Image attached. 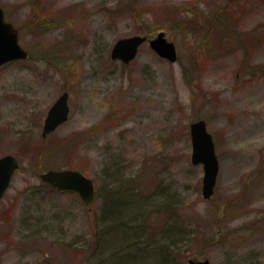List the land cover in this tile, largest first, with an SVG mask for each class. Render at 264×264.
Wrapping results in <instances>:
<instances>
[{"label": "rangeland", "instance_id": "obj_1", "mask_svg": "<svg viewBox=\"0 0 264 264\" xmlns=\"http://www.w3.org/2000/svg\"><path fill=\"white\" fill-rule=\"evenodd\" d=\"M28 60L0 67V264H264V0H0ZM165 31L178 59L145 42ZM69 92L70 115L46 137ZM205 119L219 157L212 197L192 162ZM93 178L94 200L41 178Z\"/></svg>", "mask_w": 264, "mask_h": 264}, {"label": "water", "instance_id": "obj_2", "mask_svg": "<svg viewBox=\"0 0 264 264\" xmlns=\"http://www.w3.org/2000/svg\"><path fill=\"white\" fill-rule=\"evenodd\" d=\"M148 40L146 35H133L116 41L111 56L125 63L131 62L138 55L140 46ZM151 48L161 57L170 61L178 58L177 48L173 41L168 40L165 31H160L156 37L149 39ZM31 53L19 42V32L16 26L6 19L4 9L0 6V66L13 60H28ZM70 113L69 92L64 91L50 107L44 121L42 135L46 137L59 125L68 120ZM192 162L204 167L203 195L210 198L214 194L219 174V157L216 152L212 133L207 128L205 119L191 123ZM19 167V160L13 154L0 157V198L9 187L13 174ZM41 178L62 190L78 192L82 200L89 204L96 194L93 178L78 169H50L41 173ZM191 264H210L209 260H190Z\"/></svg>", "mask_w": 264, "mask_h": 264}]
</instances>
